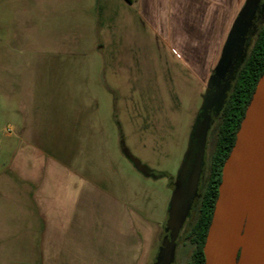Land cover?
I'll return each instance as SVG.
<instances>
[{"label":"rangeland","instance_id":"obj_1","mask_svg":"<svg viewBox=\"0 0 264 264\" xmlns=\"http://www.w3.org/2000/svg\"><path fill=\"white\" fill-rule=\"evenodd\" d=\"M128 10L123 0H0V264L155 260L205 88L175 69L163 39ZM26 125L77 174V195L50 200L64 228L47 233V248L34 220L25 222L31 202L8 196L10 150ZM206 131V122L197 126L193 144ZM241 240L239 248L243 232Z\"/></svg>","mask_w":264,"mask_h":264},{"label":"crops","instance_id":"obj_2","mask_svg":"<svg viewBox=\"0 0 264 264\" xmlns=\"http://www.w3.org/2000/svg\"><path fill=\"white\" fill-rule=\"evenodd\" d=\"M123 1L129 6L126 17L130 18V10L134 11L142 26L156 33L159 39H163L171 56L178 62L175 69L183 76L193 75L205 89L219 62L231 28L246 2ZM32 130L29 131L26 125L20 133L21 146L10 150L7 172L11 177L8 180L11 195L8 196H26L27 201L31 202L30 207L28 204L25 208V222L34 220V231L40 232L43 237L40 248H47V233H59L64 228L62 214L58 212L57 204L54 205L50 200L56 202L62 200L63 196L77 195V189L70 179L77 178V174L49 153L50 148L48 149ZM28 138L30 140H27ZM12 189L15 194H12ZM23 230L24 228L20 229V232ZM49 245L57 250L62 248L58 241L50 242Z\"/></svg>","mask_w":264,"mask_h":264},{"label":"water","instance_id":"obj_3","mask_svg":"<svg viewBox=\"0 0 264 264\" xmlns=\"http://www.w3.org/2000/svg\"><path fill=\"white\" fill-rule=\"evenodd\" d=\"M233 27L217 68L226 66ZM184 170L180 173L182 176ZM246 204V212L241 213ZM180 194L174 192L167 226L180 229ZM239 248L235 240L241 239ZM167 245L166 242L164 244ZM205 264H264V75L261 78L237 134L236 144L222 175L219 196L205 245Z\"/></svg>","mask_w":264,"mask_h":264},{"label":"flooded vegetation","instance_id":"obj_4","mask_svg":"<svg viewBox=\"0 0 264 264\" xmlns=\"http://www.w3.org/2000/svg\"><path fill=\"white\" fill-rule=\"evenodd\" d=\"M237 21L238 27L234 32L233 44L227 51L226 66L220 71H217L230 33ZM263 28L264 0H246L231 28L219 62L212 72L205 89V103L198 114L196 123L197 126H199L202 122H206L207 131L205 141L203 145L199 147L193 144V136L197 134V126L195 125L191 137V144L181 168L182 171L184 166L182 176L180 175L178 184L174 186V192L177 191L180 194V229L176 232L174 229L167 226L169 220L168 216V220L161 231L157 254L152 264H202L197 253V244L193 241V228L201 212L202 199L211 175V159L214 149L208 160L206 156L207 138L215 124L217 125V137L222 113L229 100L239 72L249 58ZM207 166L209 171L208 178L201 193L202 179ZM192 175L196 177L194 186L196 188V193L190 198L186 183ZM191 221L192 223H190ZM165 242L167 244L166 246L164 245ZM203 253L205 257V262L203 264H205V247Z\"/></svg>","mask_w":264,"mask_h":264},{"label":"trees","instance_id":"obj_5","mask_svg":"<svg viewBox=\"0 0 264 264\" xmlns=\"http://www.w3.org/2000/svg\"><path fill=\"white\" fill-rule=\"evenodd\" d=\"M126 1L128 3H134L135 0ZM263 75L264 28L260 32L249 58L239 72L219 123L211 159L210 180L202 199L201 212L193 228V241L197 244V253L202 264L205 262L203 249L206 245L208 231L219 196L223 169L236 144L237 134ZM130 159L137 169L145 175H150L146 171L147 169L135 158L130 156ZM160 176L162 174H159L157 177Z\"/></svg>","mask_w":264,"mask_h":264},{"label":"bare ground","instance_id":"obj_6","mask_svg":"<svg viewBox=\"0 0 264 264\" xmlns=\"http://www.w3.org/2000/svg\"><path fill=\"white\" fill-rule=\"evenodd\" d=\"M245 212H246V204L243 205L242 210H241V213H242V214H244ZM241 242H242L241 239H237V240H235V244H236V245L240 244Z\"/></svg>","mask_w":264,"mask_h":264},{"label":"built area","instance_id":"obj_7","mask_svg":"<svg viewBox=\"0 0 264 264\" xmlns=\"http://www.w3.org/2000/svg\"><path fill=\"white\" fill-rule=\"evenodd\" d=\"M12 132V130L11 129H8V133H11Z\"/></svg>","mask_w":264,"mask_h":264}]
</instances>
